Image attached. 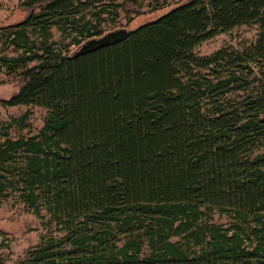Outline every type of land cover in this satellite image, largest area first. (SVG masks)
I'll list each match as a JSON object with an SVG mask.
<instances>
[{
	"label": "trees",
	"instance_id": "16d2710c",
	"mask_svg": "<svg viewBox=\"0 0 264 264\" xmlns=\"http://www.w3.org/2000/svg\"><path fill=\"white\" fill-rule=\"evenodd\" d=\"M126 3L25 0L0 27V73L22 84L0 104L47 111L2 135L0 200L60 233L16 264H264V0H186L75 54ZM241 26L250 46L194 53Z\"/></svg>",
	"mask_w": 264,
	"mask_h": 264
},
{
	"label": "rangeland",
	"instance_id": "374dc122",
	"mask_svg": "<svg viewBox=\"0 0 264 264\" xmlns=\"http://www.w3.org/2000/svg\"><path fill=\"white\" fill-rule=\"evenodd\" d=\"M25 0H0V27L21 22L29 14L23 6ZM124 0H117L121 2ZM186 0H137V5L126 3L119 18L105 29L134 30L140 25L151 22L168 12L171 8ZM113 28V29H112ZM53 39H59V33L53 30ZM258 34L255 26H241L224 34H219L211 40L205 41L195 47L194 53L198 56H209L223 47H232L242 50L255 42ZM78 47L75 49V51ZM21 82L14 78H7L0 73V101L8 100L16 94L21 87ZM21 127L17 120L25 116ZM47 116V111L35 106L4 107L0 104V141L2 135L10 137H28L38 133ZM258 154H264V146ZM213 223L227 225V217L213 214ZM50 232L60 235L55 231L53 224H48V216L33 214L20 201L13 197L0 200V264H16L22 260L27 251L39 244L41 238ZM177 240V239H174Z\"/></svg>",
	"mask_w": 264,
	"mask_h": 264
},
{
	"label": "water",
	"instance_id": "95a60500",
	"mask_svg": "<svg viewBox=\"0 0 264 264\" xmlns=\"http://www.w3.org/2000/svg\"><path fill=\"white\" fill-rule=\"evenodd\" d=\"M128 31L124 28L117 29L114 31H110L101 37L92 38L87 41H85L76 51L75 54H86L89 52H92L94 50H97L102 47H106L108 45H111L113 43H117L121 41L126 35Z\"/></svg>",
	"mask_w": 264,
	"mask_h": 264
}]
</instances>
